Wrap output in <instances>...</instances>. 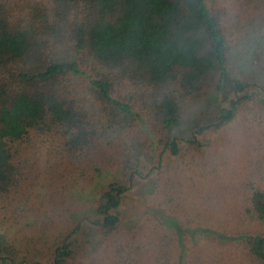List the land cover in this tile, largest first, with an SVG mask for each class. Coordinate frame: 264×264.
<instances>
[{"label":"trees","instance_id":"obj_1","mask_svg":"<svg viewBox=\"0 0 264 264\" xmlns=\"http://www.w3.org/2000/svg\"><path fill=\"white\" fill-rule=\"evenodd\" d=\"M224 20L208 0H0V195L26 178L22 152L33 133L61 138L74 164L128 167L146 149L148 130L152 135L180 123L185 102L215 90L227 104L206 127L216 130L248 103H264L260 92L247 93L253 87L264 93V86L245 77ZM168 147L178 154L175 141ZM253 176L260 181L248 184L243 220L264 228L263 164ZM128 190L112 183L102 195L95 224L106 237L119 228ZM163 220L176 231L181 252L173 260L167 235L158 264H185V235L201 233L238 245L251 264H264L262 230L229 235ZM70 237L57 246L53 264L76 257ZM15 253L0 233V264H26Z\"/></svg>","mask_w":264,"mask_h":264},{"label":"rangeland","instance_id":"obj_2","mask_svg":"<svg viewBox=\"0 0 264 264\" xmlns=\"http://www.w3.org/2000/svg\"><path fill=\"white\" fill-rule=\"evenodd\" d=\"M208 3L224 14L245 77L264 86L261 3ZM255 92L264 98L258 87L247 91ZM225 106L215 90L185 102L180 123L152 135L148 130L146 149L128 167L110 161L74 164L62 150L61 138L33 133L22 152L28 160L26 178L0 195V233L15 248L17 262L53 264L54 251L68 235L76 257L65 264H158L167 235L174 241L170 253L176 260L181 246L163 218H173L186 230L210 228L229 235L247 228L264 231L243 220L248 184L260 181L253 174L264 166V103H248L220 130L206 129L216 122V110ZM195 140L198 145L191 143ZM171 141L177 155L168 147ZM112 183L129 190L118 209L119 228L106 237L95 221ZM201 234L185 235V264H251L238 245Z\"/></svg>","mask_w":264,"mask_h":264}]
</instances>
